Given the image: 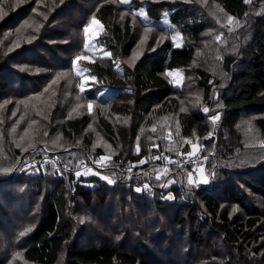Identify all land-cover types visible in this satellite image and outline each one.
<instances>
[{"label": "trees", "instance_id": "1", "mask_svg": "<svg viewBox=\"0 0 264 264\" xmlns=\"http://www.w3.org/2000/svg\"><path fill=\"white\" fill-rule=\"evenodd\" d=\"M63 1L40 0V4L45 9L49 8L50 16L57 20L68 16L70 13L63 14L72 9H65L69 3L61 4ZM198 1L200 0L133 2L136 8L148 4L146 12L153 19H162L166 12L169 13L171 23L183 33L184 40L180 46L166 42L153 52L145 53L134 68L126 67L122 74L106 62L83 60L90 72L96 76L98 83L114 89L108 98L104 99L107 93H103V98L100 97V104L110 105L114 116L117 115L113 118L114 121L100 111L96 115L74 112L61 123V136L72 147L59 149L50 146L48 141L39 140L41 143L38 141L25 151L17 147L13 156H4L0 150V185L32 181L35 184V194L44 195L43 213L37 221V226L31 228L21 243L28 264H56L62 252L65 264H155L135 253L110 247L72 246L75 228L69 217L70 208L77 205L81 198L84 200L92 196L93 191L97 195L100 194L101 198L111 199L118 196V191L127 193L128 190L132 191L131 195L137 201L150 200L159 204L160 208L172 206L174 209L170 212L169 219L175 226L185 229L186 240L194 245L200 254L204 255L205 251L217 247L215 238L219 236L232 261L239 264L237 258L241 257L243 259H239L240 264H257L250 257L247 248L254 246L260 239V232H255L257 228H263V219L251 202L247 190L241 186V180L229 176V180L222 184L223 193H215L212 188L208 191V187L187 183L188 171L193 172L196 169L190 166L172 167L165 162L170 157L187 154L191 150L190 145H180V137L175 133L178 130L179 135L184 137L192 138L196 135L199 141L189 143H198L199 148L210 147L218 143L219 139L224 142L222 151L228 150V153H224L226 157L245 150V146L238 142L240 135L237 133V126L243 122L245 115L251 114L250 111H259L251 121L264 135V13L258 15L255 10L258 5H264V0H251V3H246L245 0H214L236 21L243 18L255 19L251 21L253 23L249 34L242 31V28L232 31L235 42L224 55L213 52L212 60L206 65L210 70L205 66L207 58L204 66L196 69L194 87L202 91V99L198 104L211 106L213 101L219 98L222 102V115L219 114L220 111L216 114L205 113L197 107L185 109L177 115L178 126L156 124L155 131H152L154 125H148V133L143 136L142 141H137L143 122L151 116L153 107L164 104L172 92L184 90H175L166 73L189 67L196 57L195 44L207 23L206 10ZM95 16L103 27L100 42L111 53L112 59L119 61L129 55L140 18L121 4L120 0H103L97 6ZM61 28L62 26H56L58 36ZM1 43L0 46H3ZM49 46V43H42L40 52L43 55L38 56L35 52V58L28 59L27 64L22 65L24 68L11 67L7 62L8 51L3 52L4 46L0 48V101L10 93H14L20 100L28 95L34 96L28 113H25V120L37 123L39 131H42L44 123L57 121L64 109L62 99L67 82L59 76L63 69L70 66L67 62L53 61ZM6 67L14 69H5ZM7 73L11 74V81L5 77ZM223 80L228 83L226 88L215 84ZM177 104L178 102L174 101V105ZM216 115H219V119L213 122L211 117ZM25 123L29 125L26 121ZM93 124L99 127L106 139V143L96 149L91 148L92 142L84 136ZM171 132H174V141L166 139V134L169 136ZM211 132H216L217 139L206 138ZM42 138L44 137L38 139ZM11 140H16L13 135ZM79 141L85 145L75 146ZM47 155L61 157L75 170L81 168L82 163L89 159L107 157L111 160V166L99 170L113 180V183H108L96 174L87 173L88 169L81 171L79 176L62 168L43 166L28 167L14 174L18 165ZM205 156H208L206 152ZM141 160L147 162L141 164ZM225 163L231 167V174H238L237 168L240 167H235L237 164L234 161L225 160ZM154 166L166 167L171 173H161L154 169ZM239 170L245 172L243 168ZM246 170H249L244 181L247 188L264 195V167ZM156 173H160L162 186L170 179L176 180L166 188L172 199L165 201V192L157 190L160 179L149 176ZM178 174L181 179L180 176L177 178ZM41 185H46V189ZM144 185H148L146 190L136 191ZM16 190L19 191V188ZM22 197L30 199L31 195L25 194ZM220 198L242 204L247 216L234 218L229 209L222 205ZM152 216L155 217L153 221ZM163 222L162 217L153 212L148 228L152 231L165 230ZM262 248L264 243L253 247L255 252Z\"/></svg>", "mask_w": 264, "mask_h": 264}, {"label": "rangeland", "instance_id": "2", "mask_svg": "<svg viewBox=\"0 0 264 264\" xmlns=\"http://www.w3.org/2000/svg\"><path fill=\"white\" fill-rule=\"evenodd\" d=\"M29 1L0 0V43L2 42L1 45L4 46L3 52L8 51V64L15 68H24L25 66L22 65L27 64L28 59L35 58V52L38 56L43 55L40 52L42 43L50 44L51 59L58 63L67 62L70 65L68 69H63L64 71L59 76L67 82V87L64 89V98L62 99L64 109L57 121L44 123L42 131H39L37 130V123L25 120V113H28L34 96L28 95V97L20 100L14 93L6 95L0 101V150L4 156L8 154L15 155L17 147L25 151L39 140L48 141L50 146L59 149L72 147L61 136V123L74 112L77 114L86 112L96 115L100 111L114 121L117 115L114 116L111 106L100 104V97L103 98V93H107L104 96V99H106L112 95L114 89L101 85L97 79L96 82L90 81L89 77L94 76L96 78V76L90 72L83 60L106 62L122 74L127 69L126 67L134 68L145 53L153 52L166 42L180 46L184 40L183 33L169 20V13L166 12L162 19H153L146 12L148 4L136 8L133 3L134 0H130V3L123 5L134 13L142 9L147 19L138 16L140 19L135 29V41L131 53L121 60L115 61L112 56L105 55V53L110 52L100 42L103 31L101 23H92L93 18L96 19V8L103 0H64L61 4L69 3L65 9H69V7L72 9L70 12L63 14L70 13L68 16L57 20L50 16L51 11L49 8L45 9L41 6L40 0L30 1L32 3ZM153 1L166 2L173 0ZM198 2L206 10L207 23L201 37L198 38L195 44L197 47L196 57L189 67L166 73L171 86L175 90H184L176 93L172 92L170 98L164 104L153 107V113L151 111V116L143 122L137 141L139 139L142 141L143 136L148 133V125L149 127L154 125L155 129L156 124L159 126L176 124L178 126L177 115L182 112L181 109L191 110L193 107H197L203 110L206 107L209 109L208 113L216 114L220 111L219 114L222 115V102L219 98L214 100L211 106L198 104L202 99V91L194 87V84H196V69L199 66H204L205 58H207L206 66L212 60L214 51L222 56L232 48L235 42L232 31L235 29L240 30L242 28V31L249 34L253 23L251 21L255 19L243 18L241 21H236L231 15L225 13L214 0H200ZM255 10L258 15L264 13V5H258ZM122 14H124V11H122ZM229 17L232 18L231 23ZM56 26H62L59 36L56 32ZM86 28L88 29L87 32L85 31ZM217 36H220L219 40L216 39ZM3 46H0V48ZM78 56L82 57L79 61L76 60ZM47 61L50 60L47 59ZM11 67L5 69H14ZM206 68L210 70L208 66ZM5 77L9 81L12 79L9 73L5 74ZM216 83L219 84V87L228 85L225 80ZM81 88H84V91H81ZM174 101H177L178 104L174 105ZM188 104L193 105L189 106ZM196 104L197 106H194ZM250 113V115H245L243 122L237 126V133L240 135L238 142L245 146V150L231 157L224 155V153H228V150L223 149L222 151L224 142L219 139L217 140L218 143H214L210 147L199 148L198 143H189L190 141H199L196 135L191 138L179 135V130L175 133L180 137L181 146L188 147L190 145V152H193V145H196L195 154L202 156L197 170L188 171L187 183H189V173H191L192 184L208 187V191L212 188L215 193H219L218 191L223 193L224 185L222 186V184L229 180V176L232 179L241 180V186L247 190L251 202L254 203V207L258 209L259 214L262 216L261 219H263V228H257L258 230L255 232H260V239L255 242L254 246L248 247L247 250L250 251V257L254 259L255 263L264 264V248L259 252H255L253 249V247H258L264 243L262 237L264 234V195L249 189V187L247 188L244 183L246 174L249 171L246 169L264 167V135L251 121L259 111H250ZM29 120H31V117H29ZM25 121L29 125H26ZM12 135L16 140H11ZM41 136L44 138L38 139ZM84 136L92 142V149L101 147L100 145L106 143L104 133L96 124H93ZM211 137L217 139L216 132H211L206 138ZM166 139L174 141V132H171L169 136L166 134ZM21 143H24V145H21ZM74 145L84 146L85 144L79 141ZM205 152L208 156H205ZM205 157L207 159H204ZM225 160L234 161L237 164L235 167L243 168L245 172L242 173L239 170L240 168H237L238 174H231L233 171L225 163ZM27 168V163L21 166L18 165L14 169V174ZM154 169L166 175L171 173V170L163 166H154ZM86 172L106 176L99 169H92L91 172L86 170ZM157 175L156 173L149 176L157 177ZM178 177L181 179V175L178 174ZM205 181L207 182L205 183ZM175 182V179H170L162 186L163 180H159L157 190L165 192L166 195L163 197L165 201L173 198L170 193L166 192V188ZM33 186L35 184L32 181L24 184L0 185V264H28L24 258V247L21 243L31 228L37 226V221L43 213L44 202V195H36ZM41 186L44 189L47 187L46 185ZM18 188L19 191L16 190ZM25 194L31 195V198L24 199L22 196ZM131 194V190H128L127 193L118 191V196L104 199L100 197V194L97 195L93 191L92 196L89 198L84 200L81 198L77 205L70 208L69 212V217L75 228L72 246H75V248L110 247L135 253L155 264H237L232 261L219 236L215 238L218 246L205 251L202 255L194 245L186 240L187 232L185 229L175 226L169 219V214L174 209L172 206L160 208L159 204L150 200L137 201ZM220 199L222 205L229 209L234 218H245L247 216L242 204L234 200ZM153 212L162 217L165 230L152 231L148 228L149 219ZM153 220H155L154 216L151 217V221ZM22 232L25 233L23 236L20 235ZM212 252L213 254H211ZM60 256L61 258L56 264H65L64 252ZM239 259L242 261L243 258H237V262L240 264Z\"/></svg>", "mask_w": 264, "mask_h": 264}, {"label": "built area", "instance_id": "3", "mask_svg": "<svg viewBox=\"0 0 264 264\" xmlns=\"http://www.w3.org/2000/svg\"><path fill=\"white\" fill-rule=\"evenodd\" d=\"M100 158L95 159H89L82 163L81 168H78L75 170L74 167H72L70 164H68L64 159L57 155H47L40 159H33L30 162L27 163V167H55V168H62L68 173H77L86 170V169H106L111 166V160L105 159L104 161H100ZM107 158V157H106ZM202 159V156L200 154H194L193 156L189 157L187 154H182L180 156L176 157H170L166 160L165 164L169 166H175V167H182V166H190L193 169H197L199 166V163ZM99 161V163H97ZM104 164V167H101L100 165ZM143 190V187H141Z\"/></svg>", "mask_w": 264, "mask_h": 264}, {"label": "snow or ice", "instance_id": "4", "mask_svg": "<svg viewBox=\"0 0 264 264\" xmlns=\"http://www.w3.org/2000/svg\"><path fill=\"white\" fill-rule=\"evenodd\" d=\"M245 2H246V3H251V0H245ZM120 3H121V4H128V3H130V0H120ZM135 15H136V16H141V17H143L144 19H147L146 14L144 13V11H143L142 9H141L140 11L136 12ZM228 19H229V22L231 23V22H232V18L229 17ZM92 23H93V24H98L99 21H97L95 18H93ZM85 31L87 32L88 29L86 28ZM221 35H222V34H221ZM216 39L219 40V39H220V36H217ZM176 46H179V45H176ZM105 55H107V56L110 57V56H111V53H105ZM80 59H82V57H80V56L76 57V60H77V61H79ZM169 75H171V73H169ZM88 79H89L90 81L96 82V78H95L94 76H93V77H89ZM81 91H84V88H81ZM181 110L183 111V109H181ZM203 111H204L205 113H207V112L209 111V109L205 107V108L203 109ZM211 119L213 120V122H215L216 120L219 119V115L213 116V117H211ZM152 131H155V128H153ZM45 135H47V133H45ZM195 149H196V145H193V152H189V153H187V155H188L189 157L193 156V155L195 154ZM137 152H139V146H137ZM159 158H160V157H156V159H159ZM105 159H109V158L101 157V158H100V161H104ZM204 159H207V157H205ZM144 162H145L144 160H141V161H140L141 164H143ZM97 163H99V161H98ZM100 166H101V167H104L105 165H104V164H101ZM6 171H7V170H6ZM88 171L91 172L92 170H91V169H88ZM94 174H99V173H94ZM76 175L79 176V175H80V172H77ZM156 178H157V179H160V176L157 175ZM101 179L107 180L108 183H113V180L109 179L107 176H101ZM170 182H171V181H170ZM188 182H189V184H192V183H193V181H192V179H191V173H189V181H188ZM206 182H207V181H205V183H206ZM147 187H148V185H144V186H143L144 189H146ZM141 190H143V189H142V188H139V187L136 189V191H141ZM234 211H235V209H234ZM29 230H30V229H29ZM24 234H25L24 232L20 233L21 236H23Z\"/></svg>", "mask_w": 264, "mask_h": 264}]
</instances>
